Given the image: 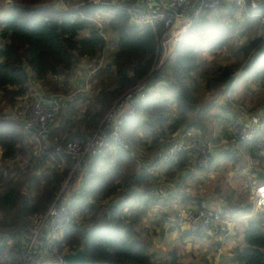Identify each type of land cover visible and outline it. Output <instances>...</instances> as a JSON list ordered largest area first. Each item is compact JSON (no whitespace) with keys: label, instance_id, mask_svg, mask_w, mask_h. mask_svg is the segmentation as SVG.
<instances>
[{"label":"trees","instance_id":"obj_1","mask_svg":"<svg viewBox=\"0 0 264 264\" xmlns=\"http://www.w3.org/2000/svg\"><path fill=\"white\" fill-rule=\"evenodd\" d=\"M11 1H5L6 11L0 15V264H15L7 256L19 253L33 234L74 165L65 156V164L59 166L62 157L54 148L40 157L29 152L23 124L10 116L11 108L30 98L32 77L49 93L70 97L81 60L98 66L81 114L89 133L138 83L146 84L148 98L139 102L136 118L123 126L128 148L87 162L73 196L76 213L50 244L61 251L82 249L88 264H156L149 252V234L160 222L147 224L152 209L172 204L177 197L172 188L186 190L195 174L188 173V150L179 151L177 160L157 173L149 171L155 160L149 152L168 147L188 131L202 133L208 142L216 140L210 128L227 118L210 109L230 88L242 86L246 93H256V108H264V32L248 31L247 40L237 44L242 26L236 18L238 6L211 9L158 67L162 26L155 32L150 25L131 23L130 8L139 0ZM248 10L241 14H249L246 23L256 26L257 9ZM259 12L264 14V0ZM101 16L108 17L104 23ZM106 53L108 65L100 63ZM68 125L65 121L53 128V145L64 142L68 133L69 138L87 135ZM220 154L237 159L230 149ZM252 199L239 190L226 196V211L249 215L243 242L232 250L235 264H264V206L256 209ZM179 258L172 254L169 264H179Z\"/></svg>","mask_w":264,"mask_h":264},{"label":"built area","instance_id":"obj_2","mask_svg":"<svg viewBox=\"0 0 264 264\" xmlns=\"http://www.w3.org/2000/svg\"><path fill=\"white\" fill-rule=\"evenodd\" d=\"M235 3L240 8L249 4L257 9L254 16H260L264 25V14H260V0H139L130 8V21L136 26L150 25L155 32L160 29L159 40L162 54L158 67L172 48L187 34L192 25L198 22L209 10ZM63 5V4H62ZM116 45L114 42L113 46ZM102 64V62H100ZM98 66H93L95 73ZM148 87L144 82L138 83L126 92L105 115L99 127L84 138H69L64 142L54 144L52 131L57 117L63 110L65 98L49 93L41 85L32 90L30 107L17 117L23 124L26 139L25 144L34 156H44L52 148L62 157L59 166L65 164V156L74 162L57 199L48 207L38 226L30 238L23 244L17 255V264H72L65 256L76 253L75 250L58 251L46 254V236L60 234L72 221V206L75 201L72 195H66L72 180L80 174L87 162L94 156L110 150L126 149L128 143L123 134V126L136 118L139 102L148 98ZM26 102V101H24ZM263 112L257 111L243 117L233 116L230 121V141L233 143L249 141L264 154V117ZM223 142H228L224 139ZM188 150L195 155L198 168H207L211 162L212 146L205 144L199 138H181L171 143L158 159L149 166L150 172L157 171L158 166L172 164L177 160L179 151ZM254 202L264 206V181L256 187ZM168 224L184 225L194 233H205L212 230L216 222L221 221V212L204 205H176L169 210L159 208L158 213ZM220 250V248H218ZM165 264H169L166 261Z\"/></svg>","mask_w":264,"mask_h":264},{"label":"crops","instance_id":"obj_3","mask_svg":"<svg viewBox=\"0 0 264 264\" xmlns=\"http://www.w3.org/2000/svg\"><path fill=\"white\" fill-rule=\"evenodd\" d=\"M114 41H112L110 43L111 47L113 46ZM82 61V60H81ZM102 64H104V60L101 61ZM84 64L82 62H80L77 65V69H75L74 73H73V80L75 85L77 86V91H84L87 94L91 91L92 89V82H87L85 81V78L83 77H78V75L81 73ZM93 67V66H92ZM93 69L89 70V76H92L94 73H92ZM76 76V77H75ZM75 77V78H74ZM92 78V77H91ZM41 84L36 81L34 79V77H32V81H31V89H36L40 86ZM227 87V85H225V88ZM235 87V86H232ZM240 89H242V86H239L238 88L232 90L231 88L228 89L226 92H223L221 94H219L216 97V104L219 106V108L221 109L220 114H223L226 118H227V130H228V136L226 137L223 136L221 138V142L217 143V144H213L211 141H209L210 145L212 146V154L214 155V158L211 159L210 165L207 167L210 170V167H212V165L214 164V162L218 159H221V154L222 152L226 151L227 149H230L232 152H234V156L237 158L236 160H238L237 154L235 152V149H233L231 146H238V148L240 149L241 147H244L246 152H249L250 155L254 158V159H259L257 160L258 162H251V168L249 169V171H247L244 167L241 166H236V168H234L232 170V175L231 176H236V175H243L248 173L249 176H255L260 178V179H264V154H261L259 152V150L254 146V144L251 143H245V142H239L237 144H233L232 141H230V137H231V132H230V119L233 116L236 117H243L245 115H248V111L244 108V106H239V105H235V109L234 110H228V111H224V107L226 106V102L227 101H231L234 100L235 102H238V93H240ZM81 96H84L83 94H81ZM235 104V103H232ZM248 104V103H247ZM261 109H259L260 111ZM65 110H62V117L64 114ZM213 113V112H212ZM61 119V118H60ZM61 121V120H60ZM60 123L55 122V126L59 125ZM217 126H222L221 123L218 122H214V125H212V127L210 128V134L212 135L213 139L216 138L217 139V135H224V131H221V127ZM196 134L194 131H188L186 133H182L179 137V139L181 138H197ZM224 139H227L229 143L227 142H223ZM213 141V140H212ZM215 141V140H214ZM212 143V144H211ZM224 143H227V145H224ZM255 147L257 154L255 153V151L253 150ZM190 154V161H189V171L188 173H194L195 176L198 174V172L204 170L202 168H198L196 167L195 164V155L191 152H189ZM222 160L218 161V168L220 165L224 164V161H228L231 162L230 164H233V161L236 160H229L226 159L225 157L222 156ZM158 158H156L155 160H157ZM155 162V161H153ZM241 163V162H240ZM257 166H256V165ZM164 165L158 166L157 169L159 168V170L157 171H161ZM161 167V168H160ZM206 169V168H205ZM211 171H209L210 173ZM208 173V175H209ZM194 176V178H195ZM193 178V179H194ZM251 181L252 178L250 177ZM254 179V178H253ZM256 179H254V183L256 184ZM264 181V180H263ZM262 182V181H261ZM261 182L257 183L260 184ZM82 182L79 183V185H81ZM187 185L188 187L186 188V190L180 186V188H172L174 190V193L177 195L176 200L172 202V204H169L167 207L169 210H171L172 208H174L176 205H192V204H199V203H203L201 205H204L207 201L204 198H201V196H199L198 194V190H196V183L195 181H191V179L187 180ZM256 186V185H255ZM253 187L252 189V196L254 198L255 195V191H256V187ZM246 187V185L244 186ZM165 191V190H164ZM170 190L167 191V193H169ZM219 194L221 193L220 190H218ZM185 195H190L191 197L194 196L193 198H195L194 200H185L183 201V196ZM197 196H199V203H194L195 200L197 199ZM226 196L227 194L224 196V200L223 197H220V201H223V203L221 202V208L218 210L221 212V221L216 222L214 228L208 232L205 233H194L192 231H190L186 226L184 225H179L180 228H185L189 233L188 235L185 236L183 242L185 243H189L191 242V244H187L185 245L186 249L185 251L187 253H189L188 258L184 255L181 254L178 250V245H181V241H177V243L175 244H168L166 242L167 237L172 236L173 239H178L179 237V226L177 225H172V227L175 228L174 231H172L171 234H166L164 236V240L163 242L166 243H161V241H155L153 242V245L151 246L150 249V253H151V260L154 261L156 264H165L166 261L170 263L171 258H172V254H177L179 255V264H235L234 261L232 260V250L238 246L239 244H241L243 242V232L245 230V218H247L249 215L248 214H243V213H239L240 214V218H237V216L235 215H239V214H231L230 211H226L225 210V206H226ZM249 196V197H252ZM207 199L211 200L212 199V195L209 194ZM208 203V202H207ZM206 203V204H207ZM155 209V208H154ZM156 210L153 211V215H151V217L156 216ZM159 211V208H158ZM162 218V217H161ZM163 219V218H162ZM152 220H156L154 218H152ZM164 220V219H163ZM238 221H241L243 223V226H241V228L238 230V236L236 238H232V236H234L235 232H234V228H235V224ZM165 221V220H164ZM166 222V221H165ZM167 223V222H166ZM168 224V223H167ZM170 227V226H169ZM153 231L155 232H160L161 227L160 226H152L151 227ZM168 229V228H167ZM165 230V228H164ZM62 233V232H61ZM61 235V234H60ZM55 235V236H46V247H45V252L46 254H51L53 253V249L54 246L53 244L48 246V243L51 242L53 239L57 238L60 236ZM161 239V238H160ZM214 241L217 245H216V250L212 251L211 249H209L210 247V242ZM50 244V243H49ZM218 248H220V250H218ZM52 249V250H50ZM56 250V249H55ZM80 250V249H79ZM65 251V250H63ZM79 264V263H76ZM82 264V263H80Z\"/></svg>","mask_w":264,"mask_h":264},{"label":"rangeland","instance_id":"obj_4","mask_svg":"<svg viewBox=\"0 0 264 264\" xmlns=\"http://www.w3.org/2000/svg\"><path fill=\"white\" fill-rule=\"evenodd\" d=\"M5 1L6 0H0V15L3 14L5 11H6V7H5ZM60 1V0H59ZM231 4H235V3H228L226 5H223L222 6V10L226 9L228 5H231ZM236 5V4H235ZM238 6V5H237ZM220 8V7H219ZM250 5L248 4L246 6V8H240L238 6V12H237V16L236 18H238L239 22L242 24L240 30L238 31L237 33V44H241L242 42H245L247 40V37H248V31L249 33H255L256 31H260V32H264V25L262 24L261 21H257V25L255 26V24H251L249 25L248 23H246V20L249 16V14H241L243 13L244 11H249L248 9H250ZM218 10V8H215ZM261 14V13H260ZM109 16V15H107ZM254 16V15H253ZM256 19L259 18L260 20V16H254ZM102 19H100L103 23L104 21L107 20L108 17H104V16H101ZM109 37V36H108ZM223 56V59H225V57H227L226 54H222ZM109 54L106 53V55L104 56L103 60H104V64H109ZM82 62L84 65L81 73L78 75V77H83L85 78V81L87 82H92V86H93V81L91 80V77L92 76H89V70L92 69V66H96V64L94 63H90L88 60H82V61H78L77 65ZM77 65L75 67V69H77ZM75 71V70H74ZM76 77V76H75ZM74 77V78H75ZM75 84V83H74ZM92 90V89H91ZM244 89H240V93H238V99L239 100L238 102H234L235 104H232V103H227L226 102V105L230 106L229 110H234L235 109V105H239V106H244V108L249 112L248 114H251L253 112H257L259 111V108L257 107L256 108V104L258 103V99H257V95L256 93H246L245 91H243ZM91 93V91L87 94L86 92L84 91H77V86L75 85V90L73 92V94L66 98L65 97V100H64V103H63V109L65 110L64 114H63V117H62V111L61 113L59 114V116L57 117L56 119V122L58 123H63L65 121H68L70 125H68L69 128H71L72 130H81L83 133L85 134H89L88 131H86L85 129V125H84V122L82 121V111H83V106H84V96H89V94ZM81 94H83L84 96H81ZM31 96H32V91H31V95H30V98H27V99H24V100H21L18 104H16L15 106H12L11 108V111H10V116L12 118H17L20 116L21 114V111L22 109H24V112L27 111V109L30 107V104L32 102V99H31ZM26 101V102H24ZM248 103V104H247ZM255 109V110H254ZM221 109L219 108V106L216 104L214 105L211 109H210V112H213V113H218L220 112ZM263 112V117H264V108L261 110ZM61 118V119H60ZM61 120V121H60ZM227 121L225 118L221 120V125L222 126H217L218 127H221V131H224V135H217V139L215 141H211L213 144H217V143H220L221 142V138L223 136L226 135V137L228 136V130H227ZM214 125V123H213ZM67 135V138H69V133L66 134ZM197 138L201 139V141L205 144H208L210 142L207 141V138L201 133L200 135H196ZM66 138V139H67ZM191 139V137L189 138ZM211 143V144H212ZM229 143V142H227ZM227 143H224V145H227ZM245 143H251L249 141H245ZM233 144H237V143H233ZM26 145V144H25ZM233 149H235V152L237 154V157H238V160L236 161H233V164H230L231 162H228L227 160L224 161L225 163L220 165L219 168L217 165L218 164V161L219 160H222V156H221V159H218L214 162V164L212 165V167H210V170H207V169H204L200 172H198V174L195 176L194 179H191V181H195L196 183V190H198V195L201 196V198H204L207 202V204L205 203L204 206L210 208V209H213V210H216L218 211L220 208H221V202L223 203V201H220V197H223V200H224V196L234 190H239L242 195L244 197H247L249 198V196H252V189L253 187L256 185H258L257 183L263 181L264 179H260L258 177L255 178V176H249L248 173L246 174H243V175H234V176H231L232 175V170L234 168H236V166H241V167H244L247 171H249V169L251 168V162H258L257 160H259L258 158L257 159H254L249 152H246L244 147H241L240 149L238 148V146H231ZM166 146L165 147H162V149H158L157 151L156 150H152L151 152H149L152 156H154V158H158L159 154L163 153L165 150H166ZM255 153L257 154V151H256V148L253 147ZM30 152V151H29ZM0 153H1V149H0ZM137 155L139 156L140 155V152H137ZM150 155V156H151ZM151 159L150 162L152 160ZM156 161V160H154ZM241 162V163H240ZM256 165V164H255ZM6 166V164H5ZM257 166V165H256ZM162 167V166H161ZM160 167V168H161ZM159 170V168L157 169ZM156 171V170H155ZM209 171H211L209 173ZM158 171H156L155 173H157ZM209 173V175H208ZM82 177H83V171L78 174L76 176V178H74L71 182V184L69 185L68 189L65 191V194L66 195H72V196H75L76 193L79 191V188H80V185L79 183L81 182L82 180ZM250 177L252 178V181L250 179ZM256 179V184L254 183V179ZM246 185V187H244ZM255 186V187H256ZM218 190L221 191V193L219 194ZM211 194L212 195V199L209 200L207 199L208 195ZM199 196H197V199L195 200L194 203H199ZM251 199L253 198L250 197ZM253 203L255 204V208L257 209L259 206L256 204V202H254V199H252ZM203 204V203H201ZM155 208V209H154ZM152 209V215H153V211L156 210L155 212L158 213V208L157 207H154ZM76 213L73 209V214ZM79 213V212H78ZM77 213V214H78ZM80 214V213H79ZM237 216V218H240V214L239 215H235ZM152 218L156 219V220H152ZM159 221L160 224H155V222ZM246 222H247V218H245V226H246ZM147 224L149 226H151V224H155V226H160L161 229H160V232H150L149 235H152L151 238H152V242H157V241H161V243H168V244H175L177 243V241H181V245H178V250L181 254H184L187 258H188V254L185 249V245H189L191 244V242L189 243H185L183 242L184 238L186 235H188L189 233H187L188 231L185 229V228H180V226L178 227L179 228V237L178 239H173L172 236L169 235V237H167V240L166 242H163L164 240V236L168 233V234H171L172 231L175 230L174 227H172V225H169L167 224L159 215H156L154 217H150L149 220L147 221ZM170 226V227H169ZM241 226H243V223L241 221H238L237 220V223L235 224V228H234V236H232V238H236L238 236V230L241 228ZM165 228V230H164ZM168 228V229H167ZM161 238V239H160ZM50 243V242H49ZM48 243V246L51 245ZM216 243L214 241H211L210 242V247L209 249H211L212 251H215L216 250ZM53 251L56 249L58 251H61L59 249H57L56 247L52 248ZM50 249V250H52ZM66 251V250H65ZM17 255L18 253L15 252H11L10 255H8L7 257L10 258L9 260L11 261H14L15 264H17Z\"/></svg>","mask_w":264,"mask_h":264},{"label":"water","instance_id":"obj_5","mask_svg":"<svg viewBox=\"0 0 264 264\" xmlns=\"http://www.w3.org/2000/svg\"><path fill=\"white\" fill-rule=\"evenodd\" d=\"M12 1L8 0V4H11ZM66 260L69 263L76 264V263H82V264H88L90 263V259L85 257L84 251L78 250L76 253H68L65 256Z\"/></svg>","mask_w":264,"mask_h":264}]
</instances>
